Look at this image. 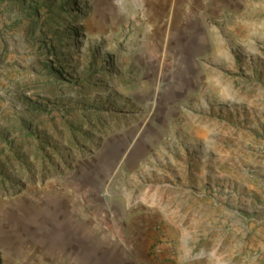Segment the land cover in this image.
Here are the masks:
<instances>
[{
  "label": "rangeland",
  "instance_id": "rangeland-1",
  "mask_svg": "<svg viewBox=\"0 0 264 264\" xmlns=\"http://www.w3.org/2000/svg\"><path fill=\"white\" fill-rule=\"evenodd\" d=\"M202 1L0 0V264H264V0Z\"/></svg>",
  "mask_w": 264,
  "mask_h": 264
},
{
  "label": "crops",
  "instance_id": "crops-1",
  "mask_svg": "<svg viewBox=\"0 0 264 264\" xmlns=\"http://www.w3.org/2000/svg\"><path fill=\"white\" fill-rule=\"evenodd\" d=\"M208 1H209V0H206V1H204V2L202 1V3L205 4V5L207 4V6H208V5H209V2H208ZM203 12H204L205 15H206V14H209L207 9H204ZM187 28H189V26H187ZM194 28H195V27H194ZM194 28L192 27V28H190V29H194Z\"/></svg>",
  "mask_w": 264,
  "mask_h": 264
}]
</instances>
